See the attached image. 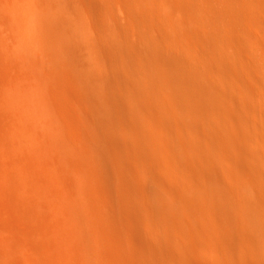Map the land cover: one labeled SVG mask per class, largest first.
<instances>
[{"label": "bare ground", "instance_id": "6f19581e", "mask_svg": "<svg viewBox=\"0 0 264 264\" xmlns=\"http://www.w3.org/2000/svg\"><path fill=\"white\" fill-rule=\"evenodd\" d=\"M0 264H264V0H0Z\"/></svg>", "mask_w": 264, "mask_h": 264}, {"label": "rangeland", "instance_id": "374dc122", "mask_svg": "<svg viewBox=\"0 0 264 264\" xmlns=\"http://www.w3.org/2000/svg\"><path fill=\"white\" fill-rule=\"evenodd\" d=\"M141 215H143V214H141ZM144 215L150 216V213H145ZM130 221H131V220H130ZM130 221H127V222L129 223ZM127 222H126V223H127ZM123 223H125V222H123ZM126 223H125V224H126ZM128 223H127V225H130L132 222H130V224H128Z\"/></svg>", "mask_w": 264, "mask_h": 264}]
</instances>
